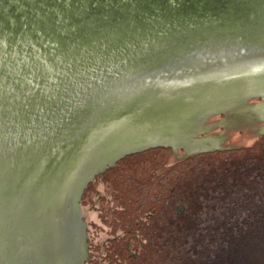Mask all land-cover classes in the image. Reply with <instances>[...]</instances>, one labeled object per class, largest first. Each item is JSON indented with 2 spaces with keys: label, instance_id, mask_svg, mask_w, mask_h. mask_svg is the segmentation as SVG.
<instances>
[{
  "label": "water",
  "instance_id": "obj_1",
  "mask_svg": "<svg viewBox=\"0 0 264 264\" xmlns=\"http://www.w3.org/2000/svg\"><path fill=\"white\" fill-rule=\"evenodd\" d=\"M260 134L264 0H0V264H84L120 159Z\"/></svg>",
  "mask_w": 264,
  "mask_h": 264
},
{
  "label": "rangeland",
  "instance_id": "obj_2",
  "mask_svg": "<svg viewBox=\"0 0 264 264\" xmlns=\"http://www.w3.org/2000/svg\"><path fill=\"white\" fill-rule=\"evenodd\" d=\"M193 140L209 150L118 161L86 224L88 264H264V134Z\"/></svg>",
  "mask_w": 264,
  "mask_h": 264
},
{
  "label": "trees",
  "instance_id": "obj_3",
  "mask_svg": "<svg viewBox=\"0 0 264 264\" xmlns=\"http://www.w3.org/2000/svg\"><path fill=\"white\" fill-rule=\"evenodd\" d=\"M171 151H172V150H171ZM135 154H136V153H135ZM132 155H133V154H132ZM128 156H130V155H128ZM108 168H109V167H108ZM108 168H107V169H108ZM97 176H98V175H97ZM97 176H96V177H97ZM93 179H94V178H93ZM109 257H110V256H109ZM109 264H110V260H109Z\"/></svg>",
  "mask_w": 264,
  "mask_h": 264
},
{
  "label": "flooded vegetation",
  "instance_id": "obj_4",
  "mask_svg": "<svg viewBox=\"0 0 264 264\" xmlns=\"http://www.w3.org/2000/svg\"><path fill=\"white\" fill-rule=\"evenodd\" d=\"M87 260H88V257H87V259H86V261H85V263H84V264H88V263H87Z\"/></svg>",
  "mask_w": 264,
  "mask_h": 264
}]
</instances>
